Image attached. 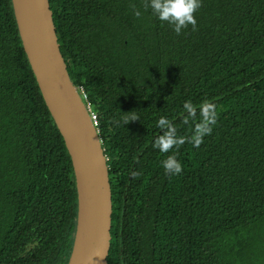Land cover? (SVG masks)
I'll use <instances>...</instances> for the list:
<instances>
[{
  "label": "trees",
  "instance_id": "obj_1",
  "mask_svg": "<svg viewBox=\"0 0 264 264\" xmlns=\"http://www.w3.org/2000/svg\"><path fill=\"white\" fill-rule=\"evenodd\" d=\"M49 1L108 157L107 264H264V0H200L179 35L146 0ZM202 104L214 122L197 148ZM162 116L184 139L167 153L153 147ZM77 207L72 158L0 0V264H67Z\"/></svg>",
  "mask_w": 264,
  "mask_h": 264
},
{
  "label": "water",
  "instance_id": "obj_2",
  "mask_svg": "<svg viewBox=\"0 0 264 264\" xmlns=\"http://www.w3.org/2000/svg\"><path fill=\"white\" fill-rule=\"evenodd\" d=\"M23 47L72 158L77 223L67 264H107L112 190L99 129L71 79L49 0H11Z\"/></svg>",
  "mask_w": 264,
  "mask_h": 264
},
{
  "label": "clouds",
  "instance_id": "obj_3",
  "mask_svg": "<svg viewBox=\"0 0 264 264\" xmlns=\"http://www.w3.org/2000/svg\"><path fill=\"white\" fill-rule=\"evenodd\" d=\"M145 8H150L152 14L161 22H167L172 26L176 34H180L183 28L189 24L195 28L196 18L194 13L200 7V0H146ZM133 14L136 17L141 15L139 10L134 9ZM188 112L193 111L191 102L186 101L183 105ZM202 121L194 128V134L191 137L193 147H199L202 142V137L211 129L209 124L214 122L210 113L205 106H201ZM138 119L135 115L130 118H125L124 123ZM156 126L161 130V134L156 137L153 147L162 153H167L174 145H179L184 142V139L176 135V130L172 122L166 117H160L156 121ZM161 164L166 173L178 174L182 170L181 163L174 155H169L166 159L161 161Z\"/></svg>",
  "mask_w": 264,
  "mask_h": 264
},
{
  "label": "built area",
  "instance_id": "obj_4",
  "mask_svg": "<svg viewBox=\"0 0 264 264\" xmlns=\"http://www.w3.org/2000/svg\"><path fill=\"white\" fill-rule=\"evenodd\" d=\"M77 88H78V90H79V92H80L82 98H83V99L85 100V102L87 103V106H88V108L90 109L91 116H92L93 120L95 121V123H97V114H96L95 111L92 110V107H91V105H90V102L88 101V94H87V92L84 90L83 87H77Z\"/></svg>",
  "mask_w": 264,
  "mask_h": 264
}]
</instances>
